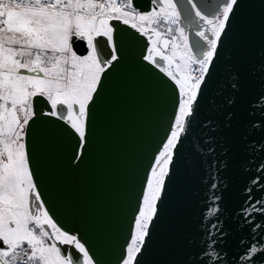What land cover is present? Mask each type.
Wrapping results in <instances>:
<instances>
[{
	"label": "water",
	"instance_id": "95a60500",
	"mask_svg": "<svg viewBox=\"0 0 264 264\" xmlns=\"http://www.w3.org/2000/svg\"><path fill=\"white\" fill-rule=\"evenodd\" d=\"M134 2L150 9V0ZM196 2L211 15L219 0ZM180 3L190 9L187 0ZM240 3L177 146L142 264H205L202 238L215 240L214 264H242L245 246L264 247V0ZM119 27L121 59L102 81L81 159H74L77 138L55 118L39 117L27 137L50 214L86 241L101 264H119L145 177L175 111L171 82L142 58L146 39ZM213 194L217 227L210 228L205 216ZM248 208L255 210L249 214ZM253 264H264V254Z\"/></svg>",
	"mask_w": 264,
	"mask_h": 264
},
{
	"label": "snow or ice",
	"instance_id": "6c2138e0",
	"mask_svg": "<svg viewBox=\"0 0 264 264\" xmlns=\"http://www.w3.org/2000/svg\"><path fill=\"white\" fill-rule=\"evenodd\" d=\"M187 5L190 9L180 0H150V9L142 10L134 0H0V264H101L86 241L50 214L27 137L39 117L55 118L77 138L74 159H81L102 81L121 59L119 25L146 39L143 60L171 82L175 93L167 135L145 177L119 261L142 264L177 146L189 130L222 38L242 6L240 0H219L209 15L196 0ZM81 46L84 53L78 51ZM260 103L264 113V99ZM211 188H216L214 178ZM217 199L210 197L205 216L210 228L217 227ZM214 243L202 238L205 264H214ZM257 254H264V247L245 246L242 264H253Z\"/></svg>",
	"mask_w": 264,
	"mask_h": 264
}]
</instances>
